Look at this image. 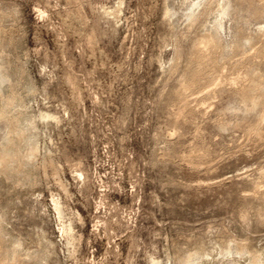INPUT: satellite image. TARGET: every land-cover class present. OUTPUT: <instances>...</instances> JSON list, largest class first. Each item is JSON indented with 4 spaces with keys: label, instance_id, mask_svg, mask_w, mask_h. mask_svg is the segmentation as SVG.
<instances>
[{
    "label": "rangeland",
    "instance_id": "rangeland-1",
    "mask_svg": "<svg viewBox=\"0 0 264 264\" xmlns=\"http://www.w3.org/2000/svg\"><path fill=\"white\" fill-rule=\"evenodd\" d=\"M262 12L0 0V148L15 145L0 264H264V87L257 108L239 99L240 79L264 75ZM214 31L223 49L196 73Z\"/></svg>",
    "mask_w": 264,
    "mask_h": 264
},
{
    "label": "bare ground",
    "instance_id": "bare-ground-1",
    "mask_svg": "<svg viewBox=\"0 0 264 264\" xmlns=\"http://www.w3.org/2000/svg\"><path fill=\"white\" fill-rule=\"evenodd\" d=\"M260 7L262 9V11L264 12V0H260ZM228 11V6L224 7V9L222 10V14L227 13ZM262 12V13H263ZM220 20V19H219ZM222 21V20H221ZM222 23V22H221ZM202 39H200L199 42H197V44L195 45V51L194 53L196 55H194V57L197 56V70L196 73H199L203 68H205V65L208 61L212 60V55L216 53L217 50H222L223 48L221 47L220 41L217 37L216 31L213 32L212 35H209L207 37H202ZM252 38L250 37H245L243 38L242 42H238L239 43H247V42H251ZM198 41V40H197ZM241 45V44H240ZM239 45V46H240ZM250 53V52H249ZM253 58V57H252ZM243 59V57L241 58ZM240 62V61H239ZM1 66V65H0ZM241 69V68H240ZM248 70V69H247ZM245 74V73H244ZM231 76V75H230ZM5 78V77H3ZM3 78H1L0 80H3ZM194 78H195V74H194ZM221 78V77H219ZM230 78V77H229ZM238 78V77H237ZM241 78V77H240ZM6 80V79H5ZM231 80H237L236 77L232 78L229 80V82H231ZM241 82L243 84H241L240 87V92H239V99L240 101L246 105L249 108H257L260 104H261V100H262V88L264 87V75L263 74H253L250 75V73H247V77L246 78H242L240 79ZM4 81V80H3ZM218 78H212L209 81V85L210 86H214V88L212 87L209 92L207 94H213L217 91L216 90V85H218L220 82H218ZM5 82V81H4ZM1 84V83H0ZM223 84V83H222ZM230 84V83H229ZM192 85L191 84H186L185 87H190ZM233 85V84H232ZM232 87V86H231ZM234 87V86H233ZM207 89V87L205 88ZM195 89H193L194 91ZM208 90V89H207ZM183 92V91H182ZM2 95V94H1ZM214 99V98H213ZM2 100H0L1 102ZM196 101H200V99H196ZM16 102V101H15ZM14 102V103H15ZM208 102V101H207ZM2 103V102H1ZM0 103V104H1ZM204 103V102H203ZM13 104V98H8L7 104L5 107H1L0 108V119L3 120H8V113L10 110V106ZM202 104V103H201ZM2 105V104H1ZM207 105V103H206ZM3 106V105H2ZM16 107V106H15ZM15 110V109H14ZM17 111V110H16ZM20 112V111H19ZM16 113V112H15ZM12 114V113H11ZM23 114V113H22ZM18 115V114H17ZM14 116V115H13ZM25 116V115H24ZM22 119V118H20ZM264 119V113L260 114L259 117L257 118V124L260 125L263 122ZM19 120V119H18ZM16 121V120H15ZM32 121V120H31ZM21 124V123H20ZM19 124V125H20ZM15 128V127H14ZM24 128V127H22ZM9 129V128H8ZM21 129V128H19ZM13 130V129H12ZM24 131V130H23ZM18 132V131H17ZM16 132V133H17ZM26 132V131H25ZM12 133V131H11ZM24 133V132H23ZM22 133V135H23ZM11 135V134H10ZM13 135V134H12ZM14 139V138H13ZM22 139V138H21ZM20 141V140H19ZM19 148V147H18ZM15 149V145L14 142L12 141V139H7L4 143V145L2 146V148H0V167H7L10 164H8V161L10 159V152H12ZM12 155V154H11ZM12 158V157H11ZM14 158V157H13ZM19 161V159H18ZM19 163V162H18ZM17 164V163H16ZM21 164V163H20ZM11 166V165H10ZM18 168V167H17ZM15 169V166H14ZM22 170V169H21ZM4 171V170H3ZM14 172H18L17 169ZM25 172V171H24ZM6 173V172H5ZM11 173V172H10ZM20 174V173H18ZM15 175V174H14ZM12 174V176H14ZM24 176V175H23ZM29 176V175H28ZM22 177V175H21ZM20 177V178H21ZM27 180V179H26ZM258 187V186H257ZM15 244V243H14ZM16 245V244H15ZM197 252V251H196ZM195 253V252H194ZM196 254V253H195ZM229 254V253H228ZM238 254V253H237ZM197 255V254H196ZM17 256V255H16ZM253 257V256H252ZM14 258V257H13ZM188 258V257H187ZM13 260V259H12ZM5 261V260H4ZM15 262V259L13 260ZM255 262V261H254ZM187 260H184L182 262V264H187Z\"/></svg>",
    "mask_w": 264,
    "mask_h": 264
}]
</instances>
